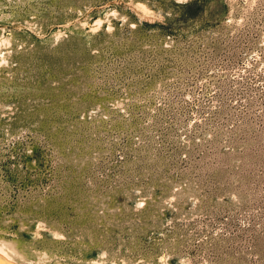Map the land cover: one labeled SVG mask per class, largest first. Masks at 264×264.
<instances>
[{
	"label": "rangeland",
	"instance_id": "374dc122",
	"mask_svg": "<svg viewBox=\"0 0 264 264\" xmlns=\"http://www.w3.org/2000/svg\"><path fill=\"white\" fill-rule=\"evenodd\" d=\"M0 244L264 264V0H0Z\"/></svg>",
	"mask_w": 264,
	"mask_h": 264
},
{
	"label": "bare ground",
	"instance_id": "6f19581e",
	"mask_svg": "<svg viewBox=\"0 0 264 264\" xmlns=\"http://www.w3.org/2000/svg\"><path fill=\"white\" fill-rule=\"evenodd\" d=\"M0 264H18L11 254L0 244Z\"/></svg>",
	"mask_w": 264,
	"mask_h": 264
}]
</instances>
